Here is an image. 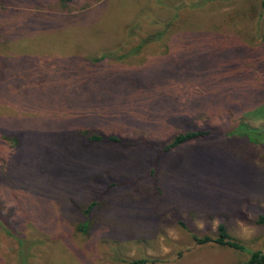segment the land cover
I'll return each instance as SVG.
<instances>
[{"label": "rangeland", "instance_id": "rangeland-1", "mask_svg": "<svg viewBox=\"0 0 264 264\" xmlns=\"http://www.w3.org/2000/svg\"><path fill=\"white\" fill-rule=\"evenodd\" d=\"M260 216L264 0H0V264H241L177 220L264 254Z\"/></svg>", "mask_w": 264, "mask_h": 264}, {"label": "trees", "instance_id": "trees-1", "mask_svg": "<svg viewBox=\"0 0 264 264\" xmlns=\"http://www.w3.org/2000/svg\"><path fill=\"white\" fill-rule=\"evenodd\" d=\"M69 1V0H66ZM204 1V0H202ZM206 1H210V0H206ZM223 1H231V0H223ZM200 6L202 4H199ZM188 7L191 9V7H195V6H191L188 5ZM163 31H160L159 33H162ZM155 35L152 36H148L147 40H143L139 46L142 47L143 45L147 44L148 42H150L151 40L155 39ZM175 108L171 109L172 113H178L179 112V108H183L178 106L177 104H174ZM169 114V115H171ZM180 117H178L179 119ZM243 129V132L241 131L240 134L242 135H247V134H251L253 131L249 130L248 128H244V126H239L237 129ZM212 132L210 130L204 131V130H198V131H189L186 130L185 132H181L176 134L175 136L172 137L170 143L166 144L163 148L162 151L158 150L157 152H153L151 149L150 144H147V147L150 149L148 151H150L151 153H153L154 156V161L153 163L155 164L156 167V161L157 159H159V157L164 154L169 152L171 149H174L176 147H179L187 142L193 141V140H198V139H202L207 137L208 135H210ZM75 137H84L85 140H87V142L89 143H96V142H100L103 141L102 137H105L107 141L113 142V143H118L119 139H117V137L114 136H104V135H99L97 133H95L92 129L90 128H84V129H77V131H75ZM130 143H126V145H128ZM125 145V146H126ZM82 182V180H81ZM95 202L90 204L86 210L83 211L84 215H88L90 213V211L93 209V207L95 206ZM178 221V226H180L182 229L186 230L188 233H190L191 238L193 240V242L196 245L199 246H204V245H208V244H214L217 245L219 247L222 248H226L228 250L231 251H235V252H240V253H246L248 252V259L245 262H242L241 264H264V254L260 251V250H256V251H248L247 247L242 244L241 242L235 240L233 237L230 236V234L227 232V229L224 225L220 224L217 227V233L215 235V237H211V236H199L198 234L193 233L192 230H190L188 228V226L182 222L181 220H177ZM87 222V220H86ZM86 222H84L81 225V229H85L86 228ZM257 222L259 224L264 225V217L260 216L259 219L257 220ZM12 235V234H11ZM13 236V235H12ZM32 244V242L30 243V245ZM29 245V246H30ZM19 246H21L19 244ZM147 263V259H140L137 261H133L131 262V264H146Z\"/></svg>", "mask_w": 264, "mask_h": 264}]
</instances>
